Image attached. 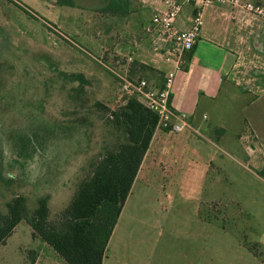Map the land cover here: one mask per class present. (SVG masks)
<instances>
[{
	"label": "rangeland",
	"instance_id": "rangeland-1",
	"mask_svg": "<svg viewBox=\"0 0 264 264\" xmlns=\"http://www.w3.org/2000/svg\"><path fill=\"white\" fill-rule=\"evenodd\" d=\"M74 2L77 7L57 0H0L2 213L16 196L26 198L30 212L42 197L49 198L54 215L69 205L90 162L114 139L95 104H121L115 72L127 73L128 64L140 62L138 54L147 58L141 26L128 25V17L119 20L122 25L102 23L96 10L105 0ZM260 52L261 69L245 75L261 87L263 44ZM246 114L264 140V100ZM248 130L250 139H211L221 152L210 148L204 132L157 134L105 264H264V146ZM248 151L254 152L250 158ZM36 242L20 222L0 247V264H28ZM45 247L52 254L41 249V264H65Z\"/></svg>",
	"mask_w": 264,
	"mask_h": 264
},
{
	"label": "crops",
	"instance_id": "crops-1",
	"mask_svg": "<svg viewBox=\"0 0 264 264\" xmlns=\"http://www.w3.org/2000/svg\"><path fill=\"white\" fill-rule=\"evenodd\" d=\"M134 1L136 7L130 11L128 25L135 23L146 32L142 39L145 43L140 44L136 41L135 49L139 47V44L140 48L142 45L148 47V54L145 56L147 58L144 59L139 54L137 58H140L142 64L149 66V69H146L147 76H145L149 86L160 89L164 86L167 73L174 69V63H168L164 59L171 50V45L161 42L158 33H148L146 28L151 25L153 15L163 11L165 6L163 0ZM252 1L264 7V0ZM227 6L229 5L215 4L204 11L205 23L202 29L204 27L205 29L203 31L201 29L202 34L200 33L193 51L187 57L184 56L185 63L176 72L171 103L176 111L184 112L190 118L192 128L184 132H190L198 137H201V133L204 132L209 142L211 139H223L228 135L245 140L249 138L248 129H250L254 140L258 142L259 147H262L264 140L259 131L252 124V127L248 124L246 126L248 119L246 112L250 107L264 100V85L260 87L258 79L254 81V78H248L245 74L251 68H256L253 69L256 71L261 69L258 65L260 64L259 55L262 53L257 54V52L261 45H264V22L259 17L241 9ZM145 12L148 14L145 15ZM193 13L192 6H185L177 18L178 27L184 30L189 29ZM249 57L248 62L246 59ZM249 84L252 86H248ZM160 132L163 130H157L155 136ZM207 144L212 150L222 151L213 142ZM201 147L204 148L205 145ZM150 148L143 160L141 170L149 156ZM253 153L252 151L245 152V156L250 158ZM262 174L264 175V168ZM120 218L108 244L107 252H110ZM34 238L37 240L36 246L27 263L41 264L43 259L40 256V250H48L45 247L47 244L43 241L39 242L38 237ZM48 252L49 255L52 254L51 251L48 250ZM125 252L127 253V249ZM117 254L119 252L115 255ZM23 261H28V258L21 259L20 263ZM105 262L104 259L103 264Z\"/></svg>",
	"mask_w": 264,
	"mask_h": 264
},
{
	"label": "trees",
	"instance_id": "trees-1",
	"mask_svg": "<svg viewBox=\"0 0 264 264\" xmlns=\"http://www.w3.org/2000/svg\"><path fill=\"white\" fill-rule=\"evenodd\" d=\"M131 3L132 0H105V6L98 7L96 12L104 18L102 23L105 19L124 21L132 11ZM57 4L77 7L74 0H57ZM146 69L149 66L133 61L128 64L127 76L134 81L145 79ZM95 107L107 116L114 139L90 162L69 205L55 215L47 197L38 199L32 212L24 196H16L7 203V212H0V247L24 221L33 237L50 246L66 264H103L114 229L157 132L158 116L135 95L126 97L113 109L101 102Z\"/></svg>",
	"mask_w": 264,
	"mask_h": 264
},
{
	"label": "built area",
	"instance_id": "built-area-1",
	"mask_svg": "<svg viewBox=\"0 0 264 264\" xmlns=\"http://www.w3.org/2000/svg\"><path fill=\"white\" fill-rule=\"evenodd\" d=\"M163 4L165 9L153 15L151 25L146 30L148 33H158L161 42L172 46L164 59L168 63H174V69L167 73L164 86L155 89L151 88L145 79L134 81L128 78L127 73L115 72V75L119 79L123 99L135 95L149 110L157 114V130L182 133L191 129L192 125L188 114L178 112L172 106L174 78L184 63L185 53L192 52L198 41L204 25V11L215 4L229 5L245 10L264 22V7L252 1L242 0H163ZM185 6L194 8L191 27L187 30L177 25V18Z\"/></svg>",
	"mask_w": 264,
	"mask_h": 264
},
{
	"label": "water",
	"instance_id": "water-1",
	"mask_svg": "<svg viewBox=\"0 0 264 264\" xmlns=\"http://www.w3.org/2000/svg\"><path fill=\"white\" fill-rule=\"evenodd\" d=\"M261 242L264 243V235H263V237L261 238Z\"/></svg>",
	"mask_w": 264,
	"mask_h": 264
}]
</instances>
